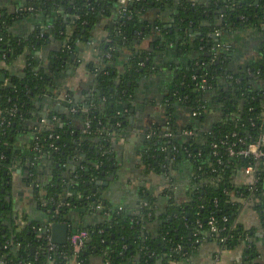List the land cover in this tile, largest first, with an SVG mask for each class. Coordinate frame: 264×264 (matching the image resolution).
I'll list each match as a JSON object with an SVG mask.
<instances>
[{"label":"trees","instance_id":"trees-1","mask_svg":"<svg viewBox=\"0 0 264 264\" xmlns=\"http://www.w3.org/2000/svg\"><path fill=\"white\" fill-rule=\"evenodd\" d=\"M30 6L32 13H44L48 28L39 27L29 38L15 37L8 29L16 14H0V76L6 75L0 78V264H49L50 260L69 264L73 258L87 264L92 253L100 255L104 264H124L128 259L133 264H170L187 259L206 236L216 241L220 251L243 247L240 264H264L256 229L239 219L248 204L264 228V164L261 158L237 153L264 134V86L256 89L250 82L264 81V46L249 76L230 67L225 36L246 28L264 33V0H127L125 5L121 0H38ZM106 18L114 22L106 26L109 32L101 43L104 64L88 66L96 74V90L84 88V99L77 103L69 90L70 107L76 103L77 112L63 117L61 124L51 119L46 126L33 127L36 99L53 95L50 88L55 80L50 72L68 60L80 42L91 41ZM216 31L221 34L215 36ZM50 34L63 47L46 67L32 50ZM147 38L151 49L141 46ZM172 45L187 62L171 65L169 107L175 104L196 111L192 115L200 121L211 110L219 118L202 139L193 124L180 126L174 117L168 126L172 136L158 128L147 133L142 158L149 171L164 172L168 153L174 160L187 157L192 165L193 184L184 201L169 187L160 194L142 187L135 209L119 208L102 196L103 185L97 182L110 179L117 169L112 137L126 126L125 103L136 80L158 69L155 53ZM125 51L130 52L127 57ZM22 56V73H11L8 66ZM124 58L120 73L116 66ZM88 92L91 95L86 97ZM73 117L83 120L82 129L71 126ZM187 129L195 135L179 141ZM28 132L32 134L29 151L19 161L29 162L24 181L33 185L38 207L48 221L69 223L74 209L102 217L94 225L71 231L74 238L53 249L46 233L39 236L44 221L23 214L19 218L11 199L15 140ZM48 161L51 171L46 175L41 164ZM249 166L256 181L239 182ZM160 196L167 197L164 209ZM98 204L103 208H96ZM211 221L219 231L212 230ZM154 222L158 226L152 231L148 225Z\"/></svg>","mask_w":264,"mask_h":264},{"label":"crops","instance_id":"crops-1","mask_svg":"<svg viewBox=\"0 0 264 264\" xmlns=\"http://www.w3.org/2000/svg\"><path fill=\"white\" fill-rule=\"evenodd\" d=\"M35 1L38 0H0V14H16L13 21L7 25L15 37L29 38L39 27L48 28V26H45L46 19L44 13L36 14L30 11L32 7L30 5H33ZM20 11H22L21 14L18 13ZM111 22H114L111 18L104 19L94 30L91 41H82L78 44L73 53L76 56L74 60H71V57L68 60L64 59L54 72H50L55 80L54 87L50 88L53 90V95H43L36 99L34 118L30 121L33 127L46 126L50 124L51 119L58 120L61 124L63 117L70 118L77 112L76 109L73 110L68 105L62 109L63 113L56 110L55 106L64 105V103L68 102L64 98H59V95L64 91L68 92L72 87L76 88L75 90H79L82 84H85L86 87H89L93 91L95 85L93 82H95L94 78L96 74L91 73L88 66L90 63L98 65L104 64L105 55L101 43L108 35L109 31L106 26ZM225 36L229 41L231 50L229 53L231 55L230 67L235 71L242 70L249 76H252L251 66L260 59L262 54L264 33L259 30L246 28L241 32H232L231 35L226 34ZM141 46L151 49L150 39H145ZM61 47H63L62 41H59L55 35L50 34L42 44L40 43L32 51L39 60L43 61L46 67H49L51 56H56L57 50H60ZM129 53L125 51L124 55L127 57ZM155 54L156 63L159 66L158 69L136 80L133 93L128 103L126 126L121 132L115 133L112 137V147L115 151L117 169L109 177L110 179L106 180L108 184H102L103 189L100 190V193L106 200L117 207L135 209L138 205L140 189L142 187H146L155 194H160L165 188L169 187L173 190L175 197L179 201H184L189 186L193 184L194 171L192 165L187 157H182L181 160H174V157L172 158L171 154L168 153L166 156V164L164 165V172L156 173L149 171L142 158V153L146 148L147 133L154 128L165 132L170 124V117H174L180 126L189 123L193 124L199 130V139H202L211 124L218 121L217 118H219V113L211 110L206 113L205 119L200 121L196 117L194 118L192 114L186 113L189 110L187 108L184 109L181 106L176 107L175 104L169 107L170 101H168V95L173 82V69L171 65H176L181 61L185 62V55L179 54L176 46H165ZM124 63L125 58L117 63L116 67L120 73L124 71ZM24 66L25 57L22 56L9 65L8 68L11 73L19 74L22 73ZM69 68H71L70 71ZM250 82L256 89L264 86L263 80L255 79ZM72 94L74 96L73 92ZM43 113L46 115L43 116ZM131 116L134 117L132 122L129 120ZM73 120L72 123L74 125H71L73 128H83V120L81 118L75 119L73 117ZM31 137L32 134L29 132L22 133L15 140L16 158L13 162L11 199L15 211L18 212L21 219L23 214V216H26L30 220L47 222L48 218L46 214L38 207L33 185H28L24 181L27 175L26 166L29 162L22 165V162L19 161L20 155L26 154L29 151ZM187 137L178 136L177 139L180 141ZM41 165V167L46 168L47 175L51 171L50 162H43ZM72 165L70 162L68 166L71 167ZM245 179L243 174L238 178L239 182L246 183ZM166 202L167 197H159V203L162 209H164ZM101 218L99 213L90 214L80 209L72 210L70 214L71 221L67 223L70 228L68 239L70 237L74 238L71 235V231L75 233L77 230L94 225ZM239 219L246 227L256 229L260 258L264 259V228L261 226L260 216L253 210L252 206L246 204L240 213ZM157 226L158 224L155 222L148 225L152 231L156 230ZM208 237L206 236L199 243L196 250L187 259L171 261L170 264L241 263L244 255L243 247L220 251L216 241ZM131 260L128 259L124 264H133ZM69 264H78V261L76 258H73ZM87 264H104V260L100 255L92 253L87 256ZM157 264H162V262L158 261Z\"/></svg>","mask_w":264,"mask_h":264},{"label":"built area","instance_id":"built-area-1","mask_svg":"<svg viewBox=\"0 0 264 264\" xmlns=\"http://www.w3.org/2000/svg\"><path fill=\"white\" fill-rule=\"evenodd\" d=\"M121 3L123 5L127 4V0H121ZM33 7L30 8V10H32ZM221 34V31H216L215 33V36H219ZM59 98H64L66 100H68V102H72V99L70 97V93L69 92H63L62 94L59 95ZM73 110H77V108H72ZM87 110V109H85ZM14 111V110H13ZM10 112V114H12V112ZM193 115L196 116L197 115V112H193ZM3 117V111L0 109V119ZM87 126H89V121H87ZM165 134L167 136H172V133L171 131H169V128L166 129L165 131ZM195 135V131L193 130H184L183 133H182V136H193ZM149 136V134H148ZM230 153L231 154H234L235 151L233 149H230ZM238 154H241V155H244V156H248V155H252L256 158H261L263 160V164H264V134L260 135L259 138L249 144L246 148H243V149H240L238 152ZM71 164H74L73 161H71ZM73 166V165H72ZM243 176L246 178L245 179V182L246 184H253L255 181H256V177H255V174H254V168L249 166L247 168H245L243 170ZM70 194H72L71 192L68 193L67 196H69ZM96 208L98 209H102L103 206L101 204H98L96 206ZM119 208H122V207H119ZM21 218V217H19ZM212 224V230L215 232V231H219V229L216 227V225L213 223V221L210 222ZM52 224L53 222H49V221H45L40 227H39V232H40V235L41 236L42 234H47L48 238L51 240V243H50V248L53 249L55 247V244L56 243H53L52 242ZM80 243L83 242V239L80 238L79 239ZM1 264H3V262H1ZM49 264H53V261L50 260V263ZM78 264H81V261H78Z\"/></svg>","mask_w":264,"mask_h":264},{"label":"water","instance_id":"water-1","mask_svg":"<svg viewBox=\"0 0 264 264\" xmlns=\"http://www.w3.org/2000/svg\"><path fill=\"white\" fill-rule=\"evenodd\" d=\"M53 20L50 19L49 22H52ZM76 58L75 54L71 55V60H74ZM96 66L98 67L99 65L96 64ZM71 70V68H69V71ZM90 71V70H89ZM92 76H94L92 74ZM6 75L5 74H1L0 78L3 80L5 79ZM95 79V78H94ZM94 84V82H93ZM86 88L88 91L90 90L91 92L95 91L96 88H93V91L89 88L86 87L85 84L81 85V88H79V90H75L76 88H71V91L74 93V98H75V102H79V101H83L82 98V90ZM75 91V92H74ZM78 91V92H77ZM65 92V91H64ZM91 95V93L88 92V94L86 95V97H89ZM76 103H74L73 107L76 106ZM70 107V103H64V105H57L55 106L56 110L59 111L60 113H63L62 109L65 108V106ZM128 103H125V106L128 107ZM68 110V109H66ZM132 111H134V109H132ZM46 114L43 113V116H45ZM218 119V118H217ZM130 122H132L134 120V117L131 116L130 117ZM29 166V163L27 164ZM73 167V166H71ZM70 167V168H71ZM97 184H103V185H107V181H98ZM69 232H70V228L69 225L67 223H59V222H55L52 224V242L56 243V244H65L68 241V237H69Z\"/></svg>","mask_w":264,"mask_h":264},{"label":"flooded vegetation","instance_id":"flooded-vegetation-1","mask_svg":"<svg viewBox=\"0 0 264 264\" xmlns=\"http://www.w3.org/2000/svg\"><path fill=\"white\" fill-rule=\"evenodd\" d=\"M172 46H175V45H172ZM158 59V58H157ZM156 60V59H155ZM243 69V68H242ZM189 111V112H188ZM188 111H186V113H190V114H193L191 111H190V109L188 110Z\"/></svg>","mask_w":264,"mask_h":264}]
</instances>
